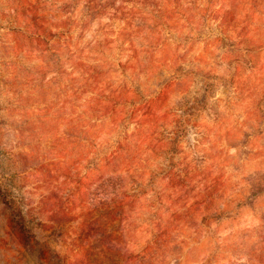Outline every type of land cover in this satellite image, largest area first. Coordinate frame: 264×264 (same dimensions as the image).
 <instances>
[{
    "label": "clouds",
    "instance_id": "1",
    "mask_svg": "<svg viewBox=\"0 0 264 264\" xmlns=\"http://www.w3.org/2000/svg\"><path fill=\"white\" fill-rule=\"evenodd\" d=\"M28 4L0 0V191L106 205L142 264H264V0Z\"/></svg>",
    "mask_w": 264,
    "mask_h": 264
},
{
    "label": "rangeland",
    "instance_id": "2",
    "mask_svg": "<svg viewBox=\"0 0 264 264\" xmlns=\"http://www.w3.org/2000/svg\"><path fill=\"white\" fill-rule=\"evenodd\" d=\"M4 2L19 17H28L35 7L28 0ZM6 15L0 5V18ZM75 197L71 189L63 195L54 192L27 207L0 191V264H142V258L126 250L108 207L77 212Z\"/></svg>",
    "mask_w": 264,
    "mask_h": 264
}]
</instances>
